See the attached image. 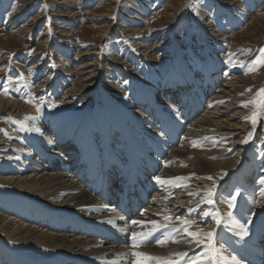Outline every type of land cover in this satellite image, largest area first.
<instances>
[{
    "label": "bare ground",
    "instance_id": "bare-ground-1",
    "mask_svg": "<svg viewBox=\"0 0 264 264\" xmlns=\"http://www.w3.org/2000/svg\"><path fill=\"white\" fill-rule=\"evenodd\" d=\"M210 68L218 71L217 66ZM135 76L139 83L141 77ZM189 77L176 83L183 95L168 94L173 85L162 82H154V87H123L122 92L113 84L118 91L114 95L122 99L119 103L128 110L137 106L146 110L134 109L131 115L116 103L111 105L110 123L106 109L75 120L65 117L70 113L67 100H73L67 94L70 90L62 101L49 104L40 97L43 93L36 94L38 99L31 95L29 101L17 95L4 100L9 118L6 129H0V152L10 155L0 167V189L14 195L0 203V237L4 239L0 264H191L197 256L199 264H264V166L256 184L254 168L244 167L257 146L254 139L262 137L259 146L264 145V102L255 111L259 113L255 124L251 116L228 117L234 90L228 85L219 94L208 95L209 108L188 124L198 116L199 100L212 91L202 90V85H214V78L198 85V79L192 83ZM146 88V94L156 97L157 108L148 106L141 95ZM83 89L92 88L83 85ZM95 99L94 92L87 101L96 107ZM159 117L154 131L159 137L155 142L145 139V145L141 137L153 133ZM237 134L245 135L248 144L241 145L229 160H217L221 157L217 141ZM238 143L233 144L235 149ZM42 165V175L37 177L33 168L39 170ZM108 232L113 237L107 239ZM209 232L214 233L212 246L206 238ZM116 239L126 245L114 246Z\"/></svg>",
    "mask_w": 264,
    "mask_h": 264
},
{
    "label": "rangeland",
    "instance_id": "rangeland-1",
    "mask_svg": "<svg viewBox=\"0 0 264 264\" xmlns=\"http://www.w3.org/2000/svg\"><path fill=\"white\" fill-rule=\"evenodd\" d=\"M68 13L71 17H66ZM262 50L264 0H0V129L7 127L9 117L3 103L11 96L29 101L31 95L43 93L40 97L46 98L49 104L62 101L66 91L70 90L67 94L73 95V100H67L70 113L65 117L72 116L75 120L106 109L105 119L110 123L111 105L116 107V103L131 115L134 109H141L144 113L146 110L138 106L128 110L125 104L119 103L122 99L114 95L118 92L112 89L114 85L122 87L119 91L122 92L123 87H154V82H162L173 85L168 94L173 91L183 95L176 83L184 80L187 74L189 82L198 79V85L214 78V85H202L201 89L207 87L212 91L199 100L198 116L191 118L188 124L203 116V109L209 108L211 94H219L228 85L232 90L234 88L230 96L233 107L228 117L245 120L264 102V95H257L264 89V65L252 63L257 57L264 56ZM147 52L149 55L144 54ZM211 66L218 67L215 75ZM135 74L141 77L139 83ZM223 81L226 84H221ZM83 85L92 89H83ZM147 89L141 95L148 106L157 108L153 100L156 97L146 94ZM164 89L161 90L167 93L168 90ZM93 91L96 107L92 101H87ZM38 97L36 95L34 99ZM160 118H155L153 133L141 137L145 145V139L155 142L159 137L154 131L159 128L157 120ZM162 119L169 121L168 118ZM143 123L141 126L144 127ZM153 136L154 139L150 140ZM261 138L254 139L257 146L252 147L244 165L254 168V184L261 166H264V145L259 146ZM245 140V135L237 134L217 141L215 147L221 152L217 160L232 158ZM237 141L239 145L235 149L233 144ZM176 143L169 144L175 146ZM144 144L143 151L146 150ZM165 150L170 151V148ZM9 155L0 152V167L9 162L6 160ZM38 168L36 170L34 166L33 171L40 177L43 165ZM47 168L55 171L50 165ZM153 192L149 199L153 198ZM10 195L14 194L0 189V203ZM104 212L105 209L102 214ZM38 226L35 228L41 230ZM51 232L60 235L57 231ZM1 240H4L2 237L0 243H3Z\"/></svg>",
    "mask_w": 264,
    "mask_h": 264
},
{
    "label": "snow or ice",
    "instance_id": "snow-or-ice-1",
    "mask_svg": "<svg viewBox=\"0 0 264 264\" xmlns=\"http://www.w3.org/2000/svg\"><path fill=\"white\" fill-rule=\"evenodd\" d=\"M262 52H264V50H262ZM252 63L256 64L257 66H261V65H264V56L262 57H257ZM258 96H261V95H264V89H261L258 93H257ZM37 111L39 112L40 109L37 108ZM259 113L258 112H253L252 113V116L249 118L253 124H255L257 122V117H258ZM28 119H34V118H28ZM251 135V133H250ZM247 140L244 141V143H246ZM210 179V178H209ZM156 181L158 183H161V181L159 180V178H156ZM264 182V181H262ZM209 196H211V193H209ZM208 203L209 204H212L213 201L211 199L208 200ZM207 215V214H205ZM133 223H136L135 221H133ZM217 223H219V221H217ZM188 235L190 236H195V235H198V234H194V233H188ZM243 235H247L246 232L243 233ZM213 237H214V233L212 232H209L206 234V238H207V241H208V246H212V243H213ZM133 239L135 240V236L133 237ZM160 243H163V241H160ZM134 247L136 246H139L137 245L136 243L133 244ZM133 255H139L138 253H133ZM187 254H181V258H183L184 256H186ZM201 260V257L200 256H197L194 260L191 261V264H199Z\"/></svg>",
    "mask_w": 264,
    "mask_h": 264
}]
</instances>
